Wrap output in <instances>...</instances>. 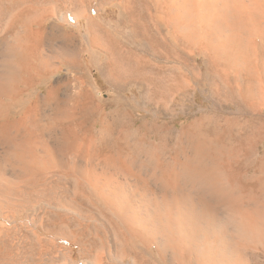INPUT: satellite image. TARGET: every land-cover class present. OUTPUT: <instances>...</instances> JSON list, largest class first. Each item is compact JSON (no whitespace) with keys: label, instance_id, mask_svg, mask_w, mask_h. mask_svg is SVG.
<instances>
[{"label":"bare ground","instance_id":"6f19581e","mask_svg":"<svg viewBox=\"0 0 264 264\" xmlns=\"http://www.w3.org/2000/svg\"><path fill=\"white\" fill-rule=\"evenodd\" d=\"M30 1L0 0V37L9 30L35 36L30 46L5 40L0 62V210L20 181L57 192L56 172L73 181L82 208L108 217L132 252L134 240L155 247L165 264H246L247 251L264 246V0H120L112 31L88 19L87 38L107 52L108 82L138 83L143 100L165 109L167 97L186 87L190 54L208 56L202 85L213 106L178 131L146 120L137 126L131 103L117 99L107 111L85 85L76 90L69 76L54 81L63 65L81 70L78 36L68 27L83 15L69 17L64 0H40L39 15ZM50 34L65 42L55 48L59 64L43 48Z\"/></svg>","mask_w":264,"mask_h":264},{"label":"rangeland","instance_id":"374dc122","mask_svg":"<svg viewBox=\"0 0 264 264\" xmlns=\"http://www.w3.org/2000/svg\"><path fill=\"white\" fill-rule=\"evenodd\" d=\"M120 2V0H74L73 6L72 1H63L65 3L63 5H66L63 8V12H66L69 17H74L75 14L83 15L82 18L74 20L73 24L68 27L73 33L76 32L78 36L77 42L80 48L78 63L81 67V73H77L69 66L63 65L60 72L56 75L57 77L54 76L53 80L55 81L61 76H69L72 78L71 84L73 83L70 85L75 87L76 84V90H81L85 85L83 90L93 98L98 106L101 108L107 107L105 108L107 111L113 110L114 107L116 108L117 99L122 100L126 104L131 103L132 106L128 107V109L137 119V126L142 123V120H146L164 127L172 126L175 131H178L190 124L194 118L196 119V117L200 116L202 111H205V109L207 111L210 106H213L212 100L207 99L205 88L202 85L205 80L204 77L208 73L209 58L204 53L197 51L190 54L191 62H188L187 64L189 65L184 68V72L188 74V83L186 81V87L182 88L184 91L180 89L175 94L167 97L168 109H165L161 101L157 103V100L153 101L147 98L143 100L140 91L141 86L138 83L127 84L123 88L117 89L108 82L101 71V64L107 59V52L101 46L92 45L87 38L90 35L87 21L90 18L97 24L112 31L122 16ZM28 4L35 6L40 15V0H35L34 3L30 1ZM28 31L26 30L25 33ZM7 32L0 37V62H2V55L7 46L5 40L15 42L17 39V43L20 45L24 40L23 46H26L27 43L30 46L35 40L34 34L30 32L27 34V38L24 37L22 34L24 32L21 31H19L21 35L15 31L9 30ZM51 37L54 38L52 34L49 35V39L50 41L53 40V42L49 40L44 42L43 48L50 55V58L55 56L52 62L59 64L61 60L60 56L55 52V48L59 49L65 42L62 39L56 38L55 40V38L52 39ZM27 40L32 41V44L29 41L26 42ZM38 50L40 51V48ZM154 63L159 67L162 66V69H165L164 66L167 64V62ZM192 67L196 69L199 77L195 78L192 75ZM76 75L80 76L82 83L79 81L76 83L74 79L77 77ZM162 80L165 79L163 78ZM47 84L48 81L44 80L40 89L46 90ZM215 98L219 99L216 96L212 97V99ZM55 139L57 138L53 137L50 139L52 145L59 143ZM174 139V137L170 138V140ZM16 172L12 168L8 170L9 175L11 177L14 176V178L18 174ZM52 174L54 175H51L50 179L58 183H53L54 187L57 188V192L52 191V187L45 188L40 181H32L30 178L32 176L30 175H28L29 178L26 177L25 179H29L31 182L28 180V182L20 181L18 183L20 186H13V191L11 190V193L7 192L10 194H7L6 199L11 202L10 206L7 204L8 208L0 210V245L2 247L3 244L4 246L6 245L5 247H9V250L7 249V257H5L8 260L4 259L2 264H12L10 263L12 261H15V264H121L120 260L124 258L125 264H132L139 256L144 258L153 257L154 264H165L156 252L155 247L148 249L149 251L143 250L138 243L132 240V247L135 249L132 252L129 248L130 245H126V241H123V235L122 237L121 235L117 237L113 233V226L107 221L108 217L106 218L96 208L88 204H84L82 208L74 200V194L72 193L73 181L71 179L56 172ZM55 214L57 217H54ZM60 233H63V235ZM257 247V250L253 249V251H250V249L247 251L246 257L248 256L247 259L249 261L246 264H264V246L259 244ZM133 258H135L134 261ZM10 259L11 261H9ZM7 261L8 263H6Z\"/></svg>","mask_w":264,"mask_h":264},{"label":"crops","instance_id":"0c3cea01","mask_svg":"<svg viewBox=\"0 0 264 264\" xmlns=\"http://www.w3.org/2000/svg\"><path fill=\"white\" fill-rule=\"evenodd\" d=\"M39 35H40V33H39ZM39 35H38V36H39ZM38 36H37V37H38ZM38 38H39V37H38ZM38 38H37V40L39 41ZM37 44H38V46H39V45H40V41H39ZM37 48L39 49L40 47H37Z\"/></svg>","mask_w":264,"mask_h":264}]
</instances>
